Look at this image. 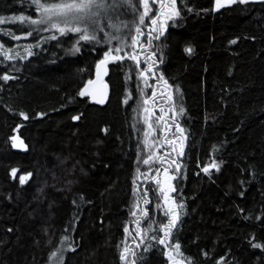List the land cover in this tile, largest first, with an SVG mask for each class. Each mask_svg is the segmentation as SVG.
I'll use <instances>...</instances> for the list:
<instances>
[{
    "label": "trees",
    "instance_id": "1",
    "mask_svg": "<svg viewBox=\"0 0 264 264\" xmlns=\"http://www.w3.org/2000/svg\"><path fill=\"white\" fill-rule=\"evenodd\" d=\"M148 3L149 16L160 14L157 32L166 22L151 47L135 49L140 67L152 72L145 80L130 59L108 63L103 106L78 93L107 43L77 45L74 33L52 40L48 31L23 38L45 25L0 24V44L15 57L0 56V75L15 77L0 79V264H56L52 253L61 248L64 264H124L120 253L139 241L145 209L153 231L137 256L143 264H169L150 237L163 235L158 226L168 223L165 211L175 217L177 203L184 207L173 242L186 264H264V247L252 246H264V218L257 219L264 217V2L217 8L215 0H177L176 20H167L171 0ZM144 10L139 0L116 3L109 21L127 25L130 53ZM21 15L39 18L30 0H0V18ZM150 23L146 18L142 31ZM139 41L146 45L147 35ZM213 161L220 171L202 173L199 167Z\"/></svg>",
    "mask_w": 264,
    "mask_h": 264
},
{
    "label": "snow or ice",
    "instance_id": "2",
    "mask_svg": "<svg viewBox=\"0 0 264 264\" xmlns=\"http://www.w3.org/2000/svg\"><path fill=\"white\" fill-rule=\"evenodd\" d=\"M23 2L27 3L29 0H23ZM31 4L35 7V10L39 14V18H34L27 15H21L18 17H12L9 19L0 18V24L8 23V22H19L21 24H28V25H45L43 28H33L26 32L25 36L23 38H27L28 36H31L33 34V31H50L54 29L56 32H58L61 36L66 35L68 33H76L79 34V39L77 41V45L80 43V41H87L92 42L95 41L96 43L105 42L109 45L112 44V41H120L115 46H109L107 50L104 52L103 59L99 60L96 64L97 69V77L100 76V70L101 68L105 69L104 74H107L106 65L110 62L115 63L119 61H123L125 59L132 60L135 64L137 69H139V77L147 79L146 71L152 72V67L150 66L147 70L142 69L140 67V60L138 59V53L135 51L137 47L144 48L145 46L151 47L154 40H159L161 36L164 35L165 30V23L162 22L160 25V29L157 32V29L153 26L157 24V19L159 17V13L157 16H149V3L148 0H139L140 4L144 6V12L139 16V22L135 26V35L131 36V47L133 48V52L129 53L125 51V47L122 44V40L120 37L116 36L113 33H105L107 36V40L103 41V38H98L96 33L104 32L105 28H112L114 31L118 32L120 31L119 26H117L115 23H109V21H113V10L116 8V3H127L131 4V0H116V3H112L111 0H30ZM153 3H156L157 0H152ZM237 0H216L217 8L223 7L226 4H233L236 3ZM240 3H247L248 0H239ZM161 7H164L162 4ZM171 10L167 14V20H176L181 17V10L177 6V0H171ZM190 10V9H189ZM148 18L151 23L148 26V31L145 33L141 29V25L145 24V19ZM124 27H127V25H124ZM153 33H157L153 35ZM147 35V42L145 44H141L139 41V37ZM14 39H21V36L14 35ZM52 40H56L57 36L52 35L50 37ZM231 43H236L235 40L231 41ZM75 51H80V48L76 45L73 46ZM186 52L191 53L192 49L186 48ZM27 55L31 56L33 53L31 50L26 49ZM123 53V54H122ZM0 56L3 57L4 60L11 61L15 59L13 55L10 54V50L5 48L2 44H0ZM26 58V57H22ZM12 66H10L11 68ZM15 77L10 76L7 72L0 75V79H3L4 81H7L9 79H13ZM158 79H163V76H160ZM93 81L89 79L87 81V84L80 89L78 95L80 97H85L89 95L87 90V85L92 84ZM176 92H179V89H176ZM169 99H172V97H169ZM103 102L102 100H98L97 103ZM147 99H145L144 103L147 104ZM147 111V109H144ZM184 109L181 107L178 109L179 114H183ZM20 115L24 119H28V116L24 113H20ZM73 120L80 119V116H73ZM151 127V125H149ZM177 129L181 132H183V129L180 128L179 125H177ZM147 135V133H146ZM18 137H12L13 140H16ZM22 143V141H21ZM17 145L14 143L13 147H16ZM183 152H181V155ZM152 161V157L149 156L147 159L143 161L145 165H148ZM222 163V162H221ZM210 168H215L216 171H220V164L213 161L210 165L203 167L201 170L205 172V174H208L210 171ZM177 171H179V165L177 164ZM165 172H167V169H165ZM16 170H12V175L15 176ZM30 175V174H29ZM175 176H171L170 179H175ZM26 177H21L20 182L23 184L25 182ZM159 192L164 196L165 200L168 199V193L165 192L163 188L158 189ZM172 192H178L179 189L176 186L171 187ZM148 195V192H144V196L146 197ZM241 196H243V192L241 193ZM176 203V201H173ZM144 203L147 205L150 203L148 199L144 200ZM159 207V204L157 205ZM184 205L182 203H177V207L175 210V217L172 218L169 216V211H165V216L169 217L168 223H163L158 226V231L162 232L163 235H152L150 239L163 246L164 255L167 257L169 264H186V257L183 255L181 251V245L176 240L173 242L174 236H173V229L176 228L177 223L179 222V209H182ZM243 211V210H242ZM132 215L135 217L137 213L135 211L132 212ZM264 218V217H258L257 219ZM141 220H137V226L139 227L141 224ZM143 222L146 224V226L141 229V231H138L136 233V236L139 237V241L134 244V248H130L127 243H125L124 248L122 249L120 253V260L124 262V264H143V256H137V251L140 249L141 245L145 244V238L148 237V234L153 231V228L151 227V216L149 213V210L145 209L143 212ZM8 231H12V229H9ZM68 230L66 229L65 232ZM125 233H129V229L125 227L124 229ZM63 243L67 245V250L75 252L77 250L76 247L72 246V244L69 243V237L67 235H64ZM254 248L256 247H264L259 243H253L252 245ZM152 249L151 244H147L143 248V252L147 253ZM64 251L65 249L61 248L59 250V253L53 252L52 256L56 257V264H64ZM179 257V259H176L175 257Z\"/></svg>",
    "mask_w": 264,
    "mask_h": 264
},
{
    "label": "water",
    "instance_id": "3",
    "mask_svg": "<svg viewBox=\"0 0 264 264\" xmlns=\"http://www.w3.org/2000/svg\"><path fill=\"white\" fill-rule=\"evenodd\" d=\"M248 2H264V0H248ZM106 69H107V74H104L105 69L101 68L100 76L97 77V69L95 66V72L93 78L91 79L93 83L87 85V90L89 95L85 97H87L92 104L103 106L107 102L108 85L106 83V78L108 76V64L106 65ZM98 100H102L103 102L97 103Z\"/></svg>",
    "mask_w": 264,
    "mask_h": 264
},
{
    "label": "rangeland",
    "instance_id": "4",
    "mask_svg": "<svg viewBox=\"0 0 264 264\" xmlns=\"http://www.w3.org/2000/svg\"><path fill=\"white\" fill-rule=\"evenodd\" d=\"M215 4H216V0H215ZM143 6V5H142ZM143 9H144V6H143ZM43 27H45V26H43ZM119 28H120V31H118V32H116V31H114V29H112V28H105V31L104 32H97L96 33V35H97V37L99 38V36H102L103 37V40L104 41H106L107 40V36L105 35V33H113V34H115L116 36H118V37H120L121 38V40H122V44H123V46L125 47V48H127V45H126V43L128 42V39H127V36H126V33L128 32V30H125L126 29V27H124V25H119ZM49 33H47V36H52V35H56V34H59L58 32H56L54 29H52V30H50V31H48ZM74 34H76V33H74ZM79 35V34H78ZM131 40V39H130ZM118 42H120V41H112V44L111 45H109V44H107V47H109V46H115ZM130 46H131V42H130ZM127 52H129V51H127ZM130 53V52H129ZM123 54V53H122ZM103 56H104V54H103ZM102 59H103V57H102ZM147 75V77H148V73L146 74ZM148 110L149 111H151V108L150 107H148ZM150 123L152 122V121H154L153 119L151 120V117H150ZM149 123V124H150ZM152 128H153V126L151 125V127L149 128V130H150V134H152ZM149 132V131H148ZM12 143L14 144H16L17 146L15 147L16 149H23V144L21 143V140L19 139V138H17L16 140H12ZM179 143V142H178ZM176 145H178V144H176ZM208 166V165H207ZM200 168V170L202 169L201 167H199ZM211 170H216L215 168H210V171ZM209 171V172H210ZM201 172L202 173H204L202 170H201Z\"/></svg>",
    "mask_w": 264,
    "mask_h": 264
},
{
    "label": "flooded vegetation",
    "instance_id": "5",
    "mask_svg": "<svg viewBox=\"0 0 264 264\" xmlns=\"http://www.w3.org/2000/svg\"><path fill=\"white\" fill-rule=\"evenodd\" d=\"M164 2V1H163ZM166 3H164V5H165ZM173 140V139H172ZM180 142H181V140H179ZM172 145L173 146H176V140H174L173 142H172ZM178 152H180V150L178 151Z\"/></svg>",
    "mask_w": 264,
    "mask_h": 264
}]
</instances>
